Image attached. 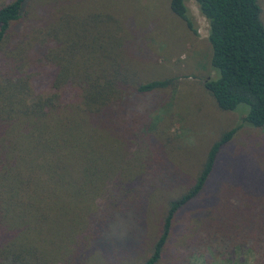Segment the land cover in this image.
Instances as JSON below:
<instances>
[{"label": "trees", "instance_id": "1", "mask_svg": "<svg viewBox=\"0 0 264 264\" xmlns=\"http://www.w3.org/2000/svg\"><path fill=\"white\" fill-rule=\"evenodd\" d=\"M51 1L60 0H10L0 6V53L17 60L0 75V264H119L104 246L107 217L119 208L125 212L137 199L144 207L155 204L153 197L141 194L148 165L139 160L147 156L139 150L129 154L109 125L127 101L132 60L120 47L125 40L112 15L88 8L80 17L73 5L72 13L61 12L55 23L46 24L56 48H46L42 55L54 70L36 90L26 73L35 33L7 45L15 40L12 27L28 13L26 8ZM194 2L208 24L210 65L216 72L204 82L205 90L223 111L246 106L242 122L264 131V24L258 0ZM169 5L195 32L184 0ZM171 82L136 84L132 92L148 94ZM235 133L236 128L222 133L192 184L166 201L149 255L123 264H190L196 253L209 260L213 245L203 234L218 238L233 256L246 248L254 264H264V226L245 230L233 220L245 207L227 206L224 183L217 181L214 196L200 200L208 187L214 188L211 177L219 153ZM189 208L187 219L177 223ZM190 219L196 231L187 240L181 230ZM113 259L118 261L111 263Z\"/></svg>", "mask_w": 264, "mask_h": 264}, {"label": "rangeland", "instance_id": "2", "mask_svg": "<svg viewBox=\"0 0 264 264\" xmlns=\"http://www.w3.org/2000/svg\"><path fill=\"white\" fill-rule=\"evenodd\" d=\"M9 1L0 0V6ZM46 3L34 9L26 8L28 13L23 14L12 27L15 40L7 45L11 48L20 39L35 33L36 40L28 53L32 64L27 66L26 73L36 90L45 86L48 75L54 70L53 62L44 61L42 55L46 48H56L55 41L48 40L47 25L55 23L61 12L72 13L73 5L80 10V17L88 8L94 13L112 15L125 40L120 47L124 55L132 60L129 78L133 77V82L131 87L128 85L127 101L109 125L113 134L121 138L129 154L139 150V154L147 156L148 159L139 160L148 165L147 182L141 194L153 197L155 204L144 207L137 203V199L125 212L119 208L113 217L112 214L107 217L108 230L105 232L106 227L102 230L107 255L120 259L119 264L135 263L149 255L166 201L192 184L211 145L222 133L233 128H236V133L222 147L211 177L214 188L208 187L200 200L207 201L214 196L220 186L218 184L217 187V181L224 183V188L228 189L224 190L229 201L227 206L231 209L239 205L245 207L238 215L231 216L233 220L241 221L245 230L254 228L259 231L264 226V131L242 122L246 106L240 105L230 112L223 111L205 90L204 82L214 79L216 72L210 65L208 24L194 0H184V4L195 32L172 13L170 0H69L65 5L60 0ZM258 3L264 24V0H258ZM39 39L43 43L48 40L47 45L41 46ZM24 50V46L18 47L22 58L27 55ZM13 57L18 58L17 55ZM13 61L17 60H8L0 53V75L10 71ZM158 79H170L172 82L167 89L148 94L132 92L136 84ZM189 212L190 208L185 209L176 222L183 223ZM63 230L70 232L67 226ZM195 231L190 219L181 233L188 240ZM202 237L207 243L211 241L212 257H206L209 259L206 262L195 252L190 264H254L246 248L238 249L233 256L225 251L229 247L219 242L218 238L204 234ZM84 259L85 263H90L87 258ZM113 260L111 263L118 261ZM76 264L81 263L77 261Z\"/></svg>", "mask_w": 264, "mask_h": 264}]
</instances>
